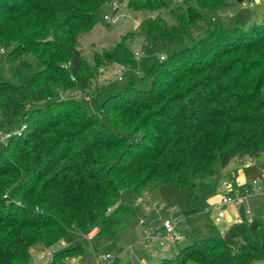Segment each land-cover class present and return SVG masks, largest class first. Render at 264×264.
<instances>
[{
    "label": "trees",
    "instance_id": "16d2710c",
    "mask_svg": "<svg viewBox=\"0 0 264 264\" xmlns=\"http://www.w3.org/2000/svg\"><path fill=\"white\" fill-rule=\"evenodd\" d=\"M108 1L114 0H0V47L9 49L13 80L0 76V117L27 125L5 148L14 161L0 154V264H30L33 251L70 244L93 229L98 243L112 241L142 216L125 202L128 191L139 199L163 186H191L195 205L197 181L216 192L232 161H257L264 153V23L226 29L212 21L202 39L191 34L198 22L240 0H180L171 11L175 24L160 16L144 20L137 35L163 57L148 70L151 87L130 81L116 93H100L95 112L83 97L61 99L73 87L100 92L93 82L105 61L139 67L126 38L97 54L94 66L78 49ZM168 3L127 5L157 11ZM196 213L186 212L185 220ZM186 235L192 243L158 264L264 260L258 218L209 238L196 230ZM84 253L70 246L50 264Z\"/></svg>",
    "mask_w": 264,
    "mask_h": 264
},
{
    "label": "rangeland",
    "instance_id": "374dc122",
    "mask_svg": "<svg viewBox=\"0 0 264 264\" xmlns=\"http://www.w3.org/2000/svg\"><path fill=\"white\" fill-rule=\"evenodd\" d=\"M111 2L108 1L101 6V9L97 12L99 20L92 30L80 36L78 40V49L81 51L87 63L94 66L97 54H101L104 51L111 52L118 42H123L126 38V44L132 48L135 58L139 61V67L132 68L131 66L105 61V66L100 69L93 82L94 88L92 90L99 88L100 92H97L95 95L94 92L80 93L77 88L73 87L71 90L61 93V99L85 98L89 102L93 112L96 110L95 101H97L96 98L99 97L100 93L102 96H104V93H116L122 90L130 81L136 83L137 87L140 89L151 87L152 80L148 76V70H150L159 59H163V57L155 56L151 47L144 42L142 37L137 35L138 27L144 20L156 18L158 16L164 18L171 25L175 24V19L172 17L171 11L181 4L180 0H169L166 8L157 11H149L137 10L135 7L130 6L128 7V1H126L121 4L120 10L114 14L110 6ZM250 3L255 4L257 1L243 0L234 9L218 14H212L209 16L208 20L198 22L197 25L192 28V37L195 40H200L205 37L208 23L212 21L216 25L226 29H232L235 26L248 29L252 25L263 24L264 1L257 5L255 9L248 8ZM105 15L111 16L112 19L106 21L104 19ZM8 52L9 49L0 47V58L5 59L4 62L0 63V76L4 81L13 82L8 72V63L6 61ZM26 59L33 64L36 63L32 56H27ZM44 104L45 103L31 104V108H29L28 111L43 107ZM98 112L101 116L105 114V111ZM26 126V123H24L21 118H16L12 115L0 117V132H3L4 134L12 132L13 137H21ZM15 141L12 143L13 148H17L16 146L19 145L17 139ZM8 145V142L7 144L0 142V154L4 153L7 157V161L12 163L14 159L8 157L5 149ZM259 159L264 161V153ZM3 164L4 161L0 163V165ZM224 177L226 176L224 175ZM261 177V175H248L249 184H251L256 178L262 180L261 183L263 190L262 192L255 190L249 198L250 200L246 201L239 208V214L244 220L247 218V210H250L254 217H256L255 215L258 213L260 216H257V218L264 220V180L261 179ZM226 179L234 184L236 176H232L231 174L227 176ZM195 186L196 191L199 194V201L195 205L190 201V196L193 192L191 186L183 189H178L175 186H163L157 191L152 192L153 197L155 198L154 202L160 203L164 209L161 214H159V209L157 208L150 207L147 209L149 204L143 199L144 196L137 199L133 191H128L125 194V202L136 208L137 206H140L143 210L138 211L149 221L158 220L161 216L168 217L174 221L183 219L184 221L181 223L180 228L185 239L179 245L180 249H183L192 243V238L187 237L186 235L187 231L191 232V230H196L201 238H209L224 234V232L231 226L228 219L217 225L212 219L213 214H209L206 211L209 206L213 205V203L221 197V192H219V190L214 192L209 183L205 181H197ZM242 190L243 188L239 189V191ZM192 209L196 210L197 213L191 216L188 220H185V213ZM231 216L234 217V215ZM94 234L95 229L88 231L85 235L77 237L72 236L74 240L71 242V245L83 246L85 250V253L81 258L74 259L75 262H79L80 264H95V259L97 257L102 258L111 255L114 258H119V260L112 264H158L163 259L174 257L170 252H162L158 245H154L151 248L146 247L142 242L143 232L134 227L124 231L114 240L105 243H98L95 241ZM120 249H124L126 252L121 254ZM35 252L40 253L34 254V262L31 264H50L53 259L51 254L55 255L58 251L57 247H52L45 250L38 249L35 250ZM39 254L42 255L41 258H39ZM254 264H264V260L257 261Z\"/></svg>",
    "mask_w": 264,
    "mask_h": 264
},
{
    "label": "built area",
    "instance_id": "2783aa9c",
    "mask_svg": "<svg viewBox=\"0 0 264 264\" xmlns=\"http://www.w3.org/2000/svg\"><path fill=\"white\" fill-rule=\"evenodd\" d=\"M128 0H114L111 2L110 6L114 14H116L121 7L123 2ZM264 0H260L258 3H250V9H255L257 5L262 3ZM104 19L106 21H110L112 18L109 15H105ZM13 137L12 132H8L4 134L0 132V142L7 144V142ZM246 169L251 166L248 164L245 166ZM262 177L264 178V172ZM219 192H221V197L217 199L213 203V205L209 206L206 211L209 214H213V221L219 225L224 222V220L228 217V210L232 206H240L244 202L248 201L255 190L262 191L261 180L256 178L253 180L251 184L247 183L243 186V190L239 191L233 188V184L228 179H223L218 187ZM146 203L149 204L148 208H157L159 209V214L164 210L160 203L154 202L155 198L153 197V193H146L143 198ZM141 202V201H140ZM152 204V205H151ZM247 218L246 220L242 219L239 213L235 214L234 223H243L247 221L252 223L254 221V216L250 210L246 211ZM184 220L174 221L168 217H160L158 220L149 221L146 217L141 216L140 219L135 224L134 228L143 232L142 242L146 247L151 248L154 245H158L162 252L164 253H172L174 257L178 255L180 252L179 245L184 241L185 236L181 231V223ZM52 256V254H51ZM53 257V256H52ZM118 258H114L111 255H107L102 258H98L96 264H112L117 261Z\"/></svg>",
    "mask_w": 264,
    "mask_h": 264
},
{
    "label": "crops",
    "instance_id": "0c3cea01",
    "mask_svg": "<svg viewBox=\"0 0 264 264\" xmlns=\"http://www.w3.org/2000/svg\"><path fill=\"white\" fill-rule=\"evenodd\" d=\"M257 1V3L259 2V0H255V2ZM250 165L251 167L250 168H248V169H246V165ZM263 172H264V161H261L260 159H258L257 161H252V160H250L249 158H246V159H244V160H234V161H232L230 164H229V166L225 169V171H224V175L227 177V176H229V175H231L232 174V176H236V179H235V183L233 184V188L234 189H236V190H239L240 188H243V186L245 185V184H247V183H249L248 182V175L250 176V175H253V176H255V175H263ZM225 177V178H226ZM261 179H263L264 180V178L263 177H261ZM261 182H262V180H261ZM261 185H262V183H261ZM262 190H263V187H262ZM262 192V191H261ZM250 200V199H249ZM245 203V202H244ZM243 203V204H244ZM243 204H241L240 206H232V207H230V209H229V215H228V217H227V219L229 220V223H230V225H232L233 223H234V220H235V217H232L231 215H234L235 216V214L236 213H239V208L243 205ZM137 209L140 211H142L143 209H141L140 208V206H137ZM231 214V215H230ZM253 214V213H252ZM254 216V215H253ZM256 217H254V218H257V216H260V215H258V213H256V215H255ZM97 232H98V229H95V234H94V236H96V234H97ZM120 235V234H119ZM118 235V236H119ZM117 236V237H118ZM70 246H72L71 245V243L69 244V243H67V242H61V243H59L58 245H56V246H54V247H57V251L59 252V251H62V250H65V249H67L68 247H70ZM57 252V253H58ZM126 251L124 250V249H120V253L121 254H124ZM35 253H40V252H35V251H33L32 252V261H31V263H33L34 262V254ZM56 253V254H57ZM38 255V254H37ZM40 256H39V258H41L42 257V255L41 254H39ZM52 256H54L53 254H52ZM38 257V256H37ZM99 257H97L96 259H95V264H96V261H97V259H98ZM74 259L75 258H69V259H67L66 261H65V264H80L79 262H75L74 261ZM117 260H119V258L117 259ZM94 261V260H93ZM30 263V264H31Z\"/></svg>",
    "mask_w": 264,
    "mask_h": 264
},
{
    "label": "water",
    "instance_id": "95a60500",
    "mask_svg": "<svg viewBox=\"0 0 264 264\" xmlns=\"http://www.w3.org/2000/svg\"><path fill=\"white\" fill-rule=\"evenodd\" d=\"M243 0H240V2H242ZM4 61V58H0V63H2Z\"/></svg>",
    "mask_w": 264,
    "mask_h": 264
}]
</instances>
